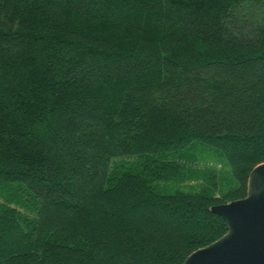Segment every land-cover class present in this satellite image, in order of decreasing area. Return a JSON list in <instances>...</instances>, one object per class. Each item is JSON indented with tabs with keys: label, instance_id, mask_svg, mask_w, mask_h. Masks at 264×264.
<instances>
[{
	"label": "trees",
	"instance_id": "obj_1",
	"mask_svg": "<svg viewBox=\"0 0 264 264\" xmlns=\"http://www.w3.org/2000/svg\"><path fill=\"white\" fill-rule=\"evenodd\" d=\"M262 162L264 0H0V264H181Z\"/></svg>",
	"mask_w": 264,
	"mask_h": 264
},
{
	"label": "water",
	"instance_id": "obj_2",
	"mask_svg": "<svg viewBox=\"0 0 264 264\" xmlns=\"http://www.w3.org/2000/svg\"><path fill=\"white\" fill-rule=\"evenodd\" d=\"M228 230L181 264H264V162L251 170L244 197L213 205Z\"/></svg>",
	"mask_w": 264,
	"mask_h": 264
},
{
	"label": "rangeland",
	"instance_id": "obj_3",
	"mask_svg": "<svg viewBox=\"0 0 264 264\" xmlns=\"http://www.w3.org/2000/svg\"><path fill=\"white\" fill-rule=\"evenodd\" d=\"M136 158L131 157V158H119L117 162H123L126 161L129 164H132L133 161H135ZM187 165L196 169V170H203L205 168L213 167V169L217 170H228V167L222 163L221 161H217L216 159L212 158L208 154H205L203 158L199 157L198 159L192 161V162H187ZM206 184V178L203 176H199L197 178H192L186 180H174V181H168L164 183V186L166 188H176V187H181L185 189H194V188H199L202 187L203 185ZM10 189L5 188L0 186V202H7L8 198L10 199ZM13 201V200H12ZM13 205H17L19 209L22 210V212L27 213L29 215H33L34 209H33V203L28 201L26 198H21L17 199V203H14Z\"/></svg>",
	"mask_w": 264,
	"mask_h": 264
}]
</instances>
